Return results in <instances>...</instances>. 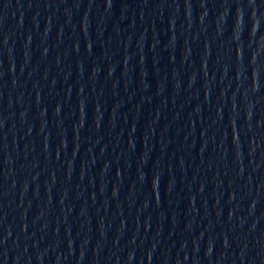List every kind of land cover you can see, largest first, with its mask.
Masks as SVG:
<instances>
[{"label": "water", "instance_id": "1", "mask_svg": "<svg viewBox=\"0 0 264 264\" xmlns=\"http://www.w3.org/2000/svg\"><path fill=\"white\" fill-rule=\"evenodd\" d=\"M0 264H264V0H0Z\"/></svg>", "mask_w": 264, "mask_h": 264}]
</instances>
